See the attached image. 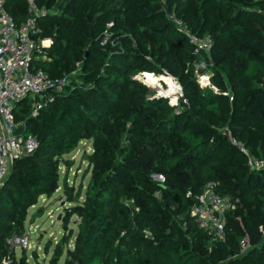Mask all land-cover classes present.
<instances>
[{"label":"trees","instance_id":"16d2710c","mask_svg":"<svg viewBox=\"0 0 264 264\" xmlns=\"http://www.w3.org/2000/svg\"><path fill=\"white\" fill-rule=\"evenodd\" d=\"M36 4L45 11L37 19L39 37L52 39L47 58L36 65L50 77L69 74L71 83L52 101L46 98L37 116L30 115L29 98L15 109L38 147L13 161L0 186V264L6 237L25 229L27 210L39 196L59 189L60 166H72L62 156L84 140L92 141L85 157L89 181L84 190L63 184L69 201L84 196L66 208L62 245L50 264H58L73 238V215L77 234L64 264H264V172L251 170L228 136L264 158V0ZM6 5L18 25L27 20L29 0ZM172 12L194 33L213 38L210 53H194L169 19ZM197 71L210 72L219 91L202 88ZM146 72L145 78L175 76L184 93L180 103L156 96L137 78ZM154 173L166 182L155 181ZM212 180L219 192L238 199L227 212L225 241L192 215ZM245 235L252 246L243 253ZM12 264L30 263L25 254L13 255Z\"/></svg>","mask_w":264,"mask_h":264},{"label":"built area","instance_id":"2783aa9c","mask_svg":"<svg viewBox=\"0 0 264 264\" xmlns=\"http://www.w3.org/2000/svg\"><path fill=\"white\" fill-rule=\"evenodd\" d=\"M6 3L7 0H0V186L8 177L13 161L33 153L38 147L37 137L20 129V123L15 115L18 103L29 98L30 115L37 116L46 98L50 97L49 100L52 101L54 93L64 92L71 83L69 74L50 77L45 70L36 65L38 60L47 58L44 48L52 45L51 38L39 37L41 29L37 25V19L38 15L44 14L45 11L37 6L36 0H29L27 20L18 25ZM169 19L188 38L194 47L195 54L211 52L214 41L210 35L194 33L188 22L174 12L169 13ZM105 42L106 40L103 41ZM147 73L141 74L139 80L145 82ZM196 74L202 88L210 87L219 91L211 80L210 72L200 74L197 71ZM169 76L179 83L181 97H183V88L179 80L173 75ZM49 89L51 91H48ZM160 96H162L161 93ZM170 103L174 105L173 101ZM228 136L229 140L247 155V164L250 169L264 172V158L252 154L241 139L234 137L231 133H228ZM151 176L159 183L166 182V177L162 173H154ZM218 187L219 183L215 180L203 186L202 192L197 196V203L192 209V215L199 218L201 227L213 234L215 238L225 241L227 212L236 207L238 199L219 192ZM261 230L263 231V227ZM36 231L37 229H33L32 226H26L22 232L14 231L9 234L5 239L7 253L2 263L12 264L13 255L17 249L32 248V235ZM251 246L249 236L245 235L241 239V251L248 252Z\"/></svg>","mask_w":264,"mask_h":264},{"label":"rangeland","instance_id":"374dc122","mask_svg":"<svg viewBox=\"0 0 264 264\" xmlns=\"http://www.w3.org/2000/svg\"><path fill=\"white\" fill-rule=\"evenodd\" d=\"M141 76L142 75L139 74L137 76L138 79L141 78ZM143 83L155 91L156 96H160V91H163L165 94L168 93V87L164 81H161L160 87L156 86V84ZM181 92L180 90L178 99L173 103L174 105L180 103ZM167 98L170 102L172 101L171 98ZM18 122L20 123L21 131L25 130V120H18ZM91 148L92 141L84 140L81 141L78 147L71 153L62 156L68 159V161H71L72 166L68 167L66 163H62L59 169V189L51 196H39L37 204L28 208L24 225L25 227L32 226L33 229H37V231L32 235V248L29 250L17 249L14 253L17 258L26 254L30 264H50V260L55 257V247L62 245L61 238L64 234L63 218L66 215V208L78 204L80 199L84 196L83 192L79 199L75 197L72 201H69L64 192L63 184L67 181L74 186L75 190L80 186L83 187V190L85 189L90 177V169L88 168L85 157L90 152ZM32 219H34V221ZM77 220L78 218L76 215H73L70 219L69 228L73 229L74 235L69 246L62 247L63 253L58 259V264H64L68 247L74 245L77 234Z\"/></svg>","mask_w":264,"mask_h":264},{"label":"bare ground","instance_id":"6f19581e","mask_svg":"<svg viewBox=\"0 0 264 264\" xmlns=\"http://www.w3.org/2000/svg\"><path fill=\"white\" fill-rule=\"evenodd\" d=\"M158 80V83L152 82V80L156 79ZM146 81L147 83L150 84H156V86L160 87L161 85V81H164V83L166 84V86L168 87V93H163V91H160L159 93H161L163 96H168L169 98L172 99L173 102H175L178 99V95L180 94V86L179 83H177L174 79L167 77V76H157V77H146ZM163 89V88H162Z\"/></svg>","mask_w":264,"mask_h":264},{"label":"water","instance_id":"95a60500","mask_svg":"<svg viewBox=\"0 0 264 264\" xmlns=\"http://www.w3.org/2000/svg\"><path fill=\"white\" fill-rule=\"evenodd\" d=\"M32 37V36H31ZM88 53V51H87ZM48 91H51V89H49ZM163 96V95H162ZM34 221V219H32ZM74 264H83L82 260L81 259H73L72 260Z\"/></svg>","mask_w":264,"mask_h":264},{"label":"crops","instance_id":"0c3cea01","mask_svg":"<svg viewBox=\"0 0 264 264\" xmlns=\"http://www.w3.org/2000/svg\"><path fill=\"white\" fill-rule=\"evenodd\" d=\"M92 149V148H91ZM64 263H65V261H64Z\"/></svg>","mask_w":264,"mask_h":264}]
</instances>
